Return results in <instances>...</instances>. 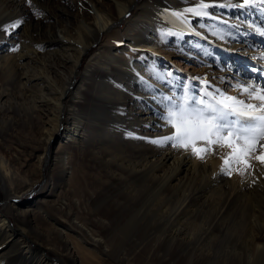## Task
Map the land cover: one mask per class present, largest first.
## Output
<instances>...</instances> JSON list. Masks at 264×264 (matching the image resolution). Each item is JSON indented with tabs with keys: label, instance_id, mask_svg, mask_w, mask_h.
Here are the masks:
<instances>
[{
	"label": "bare ground",
	"instance_id": "6f19581e",
	"mask_svg": "<svg viewBox=\"0 0 264 264\" xmlns=\"http://www.w3.org/2000/svg\"><path fill=\"white\" fill-rule=\"evenodd\" d=\"M82 1L87 13L78 7L69 17L53 10L45 25L36 23L43 37L23 41L12 54L0 46V189L4 193L0 198V264H60L33 250L29 234L62 252L69 264H131L136 258L140 264H172L171 256L178 249L171 247L178 245L188 251L187 264H203L209 250L204 251L201 244L214 234L216 226L235 233L241 245L234 244L231 251L237 254L244 249L237 260L240 264H264V205L244 203L246 210L230 214L227 210L234 197L260 195L257 202L264 200V164L255 158L260 153L249 154L251 167L233 160L225 167L224 158L231 152L226 147L213 146L201 160L190 150L180 153L170 144H154L151 141L168 135L170 129L162 126L164 122L159 129V122L153 119L156 112L148 114V107L144 108L148 100L142 95L148 90L156 92L160 98L155 100H161L164 112V105L180 102L185 88L196 92L202 87L196 92L201 95L207 84L214 97L222 93L259 105L242 94L249 85V91L264 88L256 75L245 73L250 64L233 57L223 59L205 47L200 35L205 32L221 44L239 47L232 39L235 30L185 13L197 6L196 0H110L109 9L99 0ZM20 2L0 0V41L2 25L9 26ZM43 2L61 8L53 0ZM203 2L210 5L208 11L212 4L235 9L243 0ZM131 5L136 14L133 21H127L125 14ZM250 7L235 9L241 14L239 26L244 27V21L248 31L264 30V21L260 25L255 17L263 18L260 10L251 14L252 19L246 18ZM256 7L264 6L252 8ZM177 13L184 15L178 18ZM216 16L212 18L225 15L218 12ZM224 19L227 22V17ZM117 21H125L126 27L115 40L118 32L112 29ZM74 24L71 33L67 27ZM255 53L260 57L258 70L264 75V49ZM142 58L147 62L138 60ZM178 59L194 64L182 63L185 67L181 69ZM160 62L168 64L169 71H158ZM115 85L124 86L121 93L114 92ZM6 86L19 93H9ZM56 136L65 142L47 154ZM256 149L264 151L259 144ZM42 179V194L47 191L53 199L42 196L24 209L21 195ZM213 190L224 192L220 207L210 209L207 193ZM141 210L153 212L158 232L155 244L112 251L110 221L120 224L124 219L130 225L133 218L141 217ZM51 213L62 214L70 223L50 219ZM164 243L169 248L165 249Z\"/></svg>",
	"mask_w": 264,
	"mask_h": 264
},
{
	"label": "rangeland",
	"instance_id": "374dc122",
	"mask_svg": "<svg viewBox=\"0 0 264 264\" xmlns=\"http://www.w3.org/2000/svg\"><path fill=\"white\" fill-rule=\"evenodd\" d=\"M22 1H23L24 4L22 3ZM53 1L55 3H58L59 5H61V8L62 9L59 8V6L58 7H54L55 6L54 4H51V5L48 4L47 5V2L44 3L43 0H21L20 4L18 5L19 10L16 9L18 11L15 14V17H13V18L10 17L9 18V25H11V24L19 21L20 22V26L18 28L14 29V30H12L11 28L7 27L8 31L7 32L4 31V34H3V37H2L3 38L2 39L3 41L2 40L0 41V46L3 48V50H4L5 53L12 54L16 50V48H19L24 43L23 41H30L32 39H38L40 37H43V31L40 28H38V25H36V23L37 22H41L43 25H45L47 23V19H46L47 16H49V18H50V15L52 14L51 11H53V10H56L57 11V10H59L58 11L59 13L60 12H62V13L63 12H66L65 15L67 14L69 17H71V15H70L71 13L75 12L76 9L79 10V8H82L81 5H80L79 0H53ZM99 1L103 5L102 6L103 8L109 9L110 3H111L110 0H99ZM203 1H205V0H203ZM81 2L86 5V3L84 1L81 0ZM75 4L77 5V7H75ZM224 4H226V3H224ZM226 5H228V4H226ZM235 9H238V7H236ZM235 9H230L228 7H223V8L213 7V4H212L211 5V8L208 9V11H207L209 13V15L203 16L201 19H208V20L213 21V22L214 21L215 22H219L222 26H226V28H228V29H234L235 32H234V34L232 36V39H233V41H235V43H239L240 44L239 47H231V46H228V45H225V44H221L220 42H217L214 39H211V37H209L208 34H206L205 32L204 33H201L200 31H198V30L197 31L200 32V35L203 38V42L206 45L205 47L206 48H211V49L215 50L217 52V55L218 56H222L223 59L224 58L226 59L227 57L229 59H231L233 57V58L237 59V61H242L244 63H249L250 64L249 67L244 70L245 73L246 74H254V75H256L261 80V83H262L261 87H264V79H263L264 78V75L262 73H260V71L258 70V68L260 66L256 65V64L259 63L258 59L260 57H259L258 54L255 53L257 50H263L264 49V37L258 38V36H260V35L259 34H256L257 32L246 30L244 28V27H246V24L244 23V21H242V24L244 25V27L242 25L239 26L238 21L240 22V19H238V18L241 17V14L239 12H236ZM82 10L85 13H87L85 8H82ZM135 10L136 9H134V7H132V5L129 7V9L127 10V13L125 14L126 15L125 16V19L127 21L128 20H131V21L134 20V17H135V14H136V12H134ZM255 10H260L261 11V8H257L256 7V8L253 9L252 7H250L248 9V12H247L248 15H246V18L247 19H252L251 14ZM218 12H222L225 16H223V18H220L219 17V19L214 20L213 18L214 17H217L216 14ZM261 12H262V16H263L264 11H261ZM63 17H64V15H63ZM225 17H227V19H228L227 22H225V19H224ZM255 17H256V21L258 20V22H260V25H261V23L264 21V16H263L262 19L260 18V16H257V15H255ZM12 21H13V23H11ZM125 21H117V22L114 23V26H113L112 31L113 32H118V35L115 38V40L118 39L119 36H120V34H122L124 32L125 27H126ZM256 21H255V23H256ZM61 25L63 27L66 26L65 22L61 23ZM75 26H76L75 24L72 27L68 25L67 29L68 30H71V33H73V31L75 30V28H74ZM5 28H6V25L5 26L2 25V29H5ZM25 32L27 33V36L24 37V35L26 34ZM103 38L101 40H103ZM174 39H176V38H174ZM187 40H188V38H187ZM248 50H250V51H248ZM246 51L249 54H247L246 56L240 57V55L243 54V53H245ZM138 60H143V62H145V63L147 62L143 58L142 59H138ZM178 63L180 64L179 67H181V69H184V67H185V66H183L184 64L185 65L194 64V62L191 61V60H185L183 62V61H181V59H178ZM182 63H184V64H182ZM199 64L200 65H204L202 63V61H199ZM251 66H253V67H251ZM69 68H70V66H67V69H69ZM158 69H159L158 71H161L160 69H162V70H165V69L167 70L168 69L167 71H169V65L166 64L165 62H160L159 65H158ZM79 73H80V70L78 71V74ZM81 73L83 74V71ZM167 78H169V77L167 76ZM76 79L79 80V76H77ZM229 84L230 83H227L226 86H228ZM7 87L8 86H6L5 89H7L9 93H13V92L14 93H19L17 91H13L9 87L8 88ZM120 87L121 86H119V85H117V86L115 85L114 92L115 93H121V90H123V87L124 86L121 87V88ZM151 87H153V86H151ZM201 89H202V87H200L198 89V91H201ZM198 91H196V92H198ZM223 91L226 92L227 89L224 88ZM153 92L148 90V92L146 94H142L143 97L146 95L145 97L148 100L147 103L144 102V108L148 107L147 108L148 109V114L151 113V112H156V114H154V118L153 119H156L155 121L157 123L159 122L158 123L159 124L158 126L160 127L159 129L162 130V127H161L160 124L163 121H161L159 119V115H160L159 113L162 112L161 109H160L161 108V100L159 102H156L155 99L160 98V96L158 97V95H156V92H154V93ZM150 93H152V94H150ZM203 93H204V90H202V94L201 95L200 94H197V95L198 96H201V97H203V99H205V96L203 95ZM182 96L183 95L180 96V99H181ZM153 100H155L156 103L155 102L152 103ZM149 103H152V104L149 105ZM144 108H143V111H144ZM116 110H118V108H116ZM116 112L117 111L113 110L111 112V114L112 115L113 114L115 115ZM105 121L109 122L108 119H105ZM64 142H65V140L63 139L61 141L59 136H56L55 138H53L52 141L50 142L48 148H47L48 149L47 154L54 152L56 150V148L59 146L58 144L59 143L62 144ZM12 145H14V144H12ZM170 148L173 149V150H175V151H179L180 153L183 152V149H179V148L176 149V148H173L171 146H170ZM227 150L228 151H231L228 148H227ZM256 153H261V151H259L258 149H256ZM43 168H44V165H43ZM45 168H46V166H45ZM45 168L43 170H45ZM43 170H42V172H43ZM44 172L46 174V171H44ZM45 179L40 180L37 184H35V185L32 186V188H31L30 191H28L27 193H24V194L21 195L20 203L21 204L23 202L25 203L24 204V209L30 208L32 206V203L34 204L39 199L43 198L42 196H46V197H48L51 200L53 199L52 198V195H48V192L47 191H45V193L42 194V192L44 191V190H42V185H44ZM56 182L57 183H56L55 187L57 188L59 181L56 179ZM224 190H225V188H224ZM224 190H222V191H215V190H213V191H210L209 193H207L208 194L207 197L209 199V200L207 199V202L209 203L210 209L211 208H218V207H220L219 205L221 203V197H223L222 192H224ZM3 194L4 193L0 189V198H3ZM244 197L245 198H243L242 196H239V197H234L233 199L229 200V204L227 205L228 206L227 210H228V213L229 214L233 210H235L236 212H239V210H246L247 207L244 206V203H247V204H255L256 203L260 207H262L264 205L263 204L264 203V200H262V203L261 202H257V200L261 198L260 195H251V196H244ZM250 199H252V202H251ZM169 200L172 201V198H170ZM131 210L132 209H130L129 211H131ZM48 211H50V212H56L54 209H49ZM121 212L123 213L124 211L121 210ZM144 213L145 212L142 213V210H141L140 214H141V217L142 218L141 217H137V219L133 218L134 219L133 220L134 222L133 223L131 222L130 225H128L129 222H127V221L125 222L124 219H121L123 221L120 222V224H117V223L113 222L112 220L110 221V223H112V224H110L108 226L109 227L108 228L109 231H111L108 234V237L110 238V241L108 243H109L110 249L112 251H122V252H125L126 247L127 248H131V249H133V248L135 249L136 247H139V248H143L144 249L146 247H149L150 245L153 246L155 244L156 238H158V232H157V229H156V223L154 222V215H152L153 212H151V213H145V214ZM140 214H139V216H140ZM143 214L145 216H147V217H145ZM149 214H151V215H149ZM49 218L50 219H56V220L60 221V223L61 222L70 223V222H67L68 219L65 218L62 214H54V213H51V214H49ZM135 220H137V221L135 222ZM142 220H143V222H142ZM131 224H134L135 226L134 225H131ZM138 225L142 229L139 228ZM133 226L135 227L136 230L134 229ZM197 226H199V225H197ZM200 226L202 228V226H205V225H201L200 224ZM121 227H123V228H121ZM128 227H130V228H128ZM147 229H148V231H147ZM213 230H214V234L206 236L205 242L203 244H201V245H203V250L206 251V252H208V250H209V253H210L211 252V249H212V252H211L212 254L211 253L210 254L208 253V256H206L205 258L203 257V261H202L203 264H210L209 261L211 262V259H213V257H217V256H218L217 258H214L213 259L214 261L212 260L213 263L211 262V264H223V263H225V264H234V263L235 264H238L239 262L237 260H239V254H240L241 251L244 253V249H242L240 251L237 250V254H235L236 252L231 251L237 245H238L237 247H240L239 245H241L240 243H238L239 241L237 240V237L235 236V233L230 232L231 233L230 234L229 231H226L227 232L226 233L223 230H220L219 228L217 229V226L214 227ZM125 231H127L126 234L124 233ZM121 232H123V233H121ZM121 234H122V236H121ZM225 234H226V236H224ZM124 235H126V236H124ZM136 235H137V237H136ZM217 235H218V237H217ZM120 236L121 237H124V239L121 238ZM29 237H30L29 243L32 246L33 250H35V251H42V253L45 255V258L48 261L53 262V263L54 262H59L60 264H69L68 258L65 257L62 252L56 251L55 248H54V246H52V245L51 246L50 245H45L43 243V241H44L43 239L39 238L38 236L35 237L33 234H29ZM223 237H224V239H222ZM230 237H231V239H230ZM133 239H135V240H133ZM140 240H142L143 243ZM219 240H220V242H219ZM120 241H121V245H119L120 244ZM214 241H215V243H214ZM123 242H124V244H123ZM206 242H207V244H206ZM220 243H222V244H220ZM226 243L229 245L228 247L226 246L227 245ZM134 244H136V245H134ZM234 244H235V246H234ZM129 245L130 246L132 245V246L130 247ZM204 245H207V246H204ZM208 246H209L210 249L208 248ZM216 246H217V248H216ZM163 247H165V249H167V248H169V244L168 243H164V246ZM223 247H225V248H223ZM171 248L178 249V252L172 254V256L170 255L171 258H172V261H171L172 264H187V262H189V257H187V255H189V254H188V251L186 250L185 246L178 245V247L172 246ZM166 254L169 255L168 253H166ZM225 254H226V256L224 258V255ZM231 254H232V256H230ZM231 259H233V260H231ZM215 261L216 262L218 261V262L216 263ZM240 263H242V261ZM131 264H140V263H139V260L136 258L135 261H133V263H131Z\"/></svg>",
	"mask_w": 264,
	"mask_h": 264
},
{
	"label": "snow or ice",
	"instance_id": "6c2138e0",
	"mask_svg": "<svg viewBox=\"0 0 264 264\" xmlns=\"http://www.w3.org/2000/svg\"><path fill=\"white\" fill-rule=\"evenodd\" d=\"M257 4L264 6V0H243L237 7H255ZM196 5L187 8L185 13L201 17L209 15L206 11L209 4L196 0ZM261 11H264V7ZM175 15L181 18L184 14ZM19 26L20 22L17 21L8 27L14 30ZM256 31L264 37V30L257 28ZM207 87L206 84L203 95L208 100L185 88L179 103L164 105V112H161L159 119L164 122L163 127L170 129L169 134L151 142L190 150L201 160L213 150V146L227 147L231 152L229 157L224 158L225 167L229 166L230 160L243 163L245 168L251 167L248 163L251 158L249 154L256 150L258 144L264 149V144L260 143L264 141V88L256 87L254 91H249L252 87L249 85L242 89V94L246 93L249 100L260 102L256 105L222 93L214 97L212 92L207 91ZM201 144L205 146H198ZM255 158L264 164V151ZM228 174L231 175V172Z\"/></svg>",
	"mask_w": 264,
	"mask_h": 264
}]
</instances>
